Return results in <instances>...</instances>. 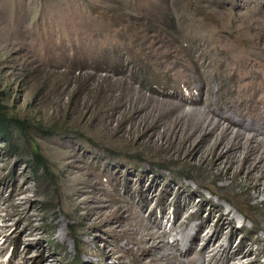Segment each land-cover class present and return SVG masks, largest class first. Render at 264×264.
<instances>
[{"label":"rangeland","instance_id":"obj_1","mask_svg":"<svg viewBox=\"0 0 264 264\" xmlns=\"http://www.w3.org/2000/svg\"><path fill=\"white\" fill-rule=\"evenodd\" d=\"M262 36L264 0H0V103L20 122L12 141L0 137V264H136L137 238L156 226L185 262L202 248L204 264H264V187L169 152L160 136L200 98L201 111L204 100L227 111L237 84L223 49L253 57ZM151 135L160 148L141 145ZM219 206L232 228L192 243L199 225L214 232Z\"/></svg>","mask_w":264,"mask_h":264},{"label":"bare ground","instance_id":"obj_2","mask_svg":"<svg viewBox=\"0 0 264 264\" xmlns=\"http://www.w3.org/2000/svg\"><path fill=\"white\" fill-rule=\"evenodd\" d=\"M253 45V48L258 52L257 55L253 57H251V53L243 52V50L239 51L237 49L238 47L233 44L223 49L228 58H226L227 64L230 63L231 66H233L237 84V88L233 91L234 99L231 102H226L227 111H224L221 103L215 102V107H212L211 104L205 100L203 102V111H201L197 108V105L203 101L202 98H200L198 101L190 103V108L187 112H182L180 110V113L175 114L171 121V126H169L167 130H162L163 132L162 134L160 133V136L168 137L170 146L169 149L166 148V150L169 152L173 150L172 148L183 154H186L187 151L191 152L186 154L188 156L190 154V160L204 164H206L211 157L210 163L208 162L211 166V171L214 170L219 172L222 169L230 173L236 171L235 173L244 177L245 180L251 184H249L250 188L262 193L261 188L264 187V37L255 38V44ZM249 49H251V46L245 48V50ZM243 67L249 68V72L245 75L241 73ZM199 74L200 77H198L199 79L197 80L199 81L200 90L206 89L204 76L201 71ZM177 99L180 102L183 100L182 97H178ZM142 106L135 103L131 114L128 113L129 117L132 119L137 118L139 112L142 110ZM168 108L169 109L166 108L165 111L172 110L170 107ZM161 114V110L157 111L154 115V119L158 118ZM154 133L152 132L150 134ZM159 142V140L154 139V136L151 135L148 137L147 141L141 145L149 150H156L160 148L161 144ZM213 192L216 193V191ZM218 195L223 197L219 192ZM147 201H149L148 198ZM143 208H145V205L142 209ZM120 211L119 209V213ZM216 212H218V216L214 232L203 237L199 234L203 224L199 225L191 241L192 243L195 244L197 240L201 239L205 241L206 245H209L213 243L217 237L223 235V230L226 225L232 228L234 219L230 218V212H224L221 206L216 207L210 212V219L213 218ZM131 213L126 212L127 216H122V218H134V213ZM150 216H152V212H150L149 217ZM199 216L200 215H198V217ZM192 217L193 216H189V219ZM119 219H121V217L117 215L112 223L115 226L114 229L119 227ZM182 224L174 223L172 228L178 230L182 227ZM122 228H125L123 229L124 234L126 236L128 235L130 240H132L134 229L128 225ZM156 228L158 227L156 226ZM156 228H149L150 231H147L144 235L140 234V239H138L139 237L137 236V241L135 240L137 246L135 253L138 256V261L136 264H183V262L185 264H204L202 257L203 251L201 252L202 248L196 253L198 256H196L198 258L196 260L199 262L195 260L194 263L193 260L189 259L185 262L182 259V252L179 247L181 246L180 240H174L172 244L166 243L164 239L168 233L165 230L160 232ZM242 229L243 228H240L239 230ZM237 232L238 230H234L235 234ZM230 243L226 247L219 248L218 250V252L223 255V263L228 262V260L233 259L235 256V253L231 255L228 253L230 250ZM195 247L194 245L192 248H188L183 255L186 256L191 253ZM105 249L109 250L110 255L114 254L113 248L109 247L107 244ZM250 253V251L247 252L243 257L249 256ZM262 253H264L263 248L259 250L258 255ZM255 262L256 259L249 258L246 262H239L238 264H255Z\"/></svg>","mask_w":264,"mask_h":264},{"label":"trees","instance_id":"obj_3","mask_svg":"<svg viewBox=\"0 0 264 264\" xmlns=\"http://www.w3.org/2000/svg\"><path fill=\"white\" fill-rule=\"evenodd\" d=\"M18 124H20L18 120L8 117L6 113V107L0 103V137H2L4 141H12V138L8 137V127L9 125L12 126ZM32 156L35 159V164H42V162H44L36 150L33 151Z\"/></svg>","mask_w":264,"mask_h":264}]
</instances>
